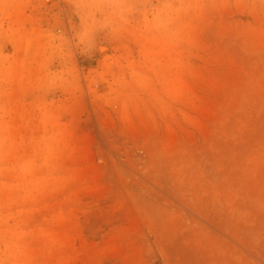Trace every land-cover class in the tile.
Returning <instances> with one entry per match:
<instances>
[{"label": "rangeland", "instance_id": "rangeland-1", "mask_svg": "<svg viewBox=\"0 0 264 264\" xmlns=\"http://www.w3.org/2000/svg\"><path fill=\"white\" fill-rule=\"evenodd\" d=\"M0 264H264V0H0Z\"/></svg>", "mask_w": 264, "mask_h": 264}, {"label": "bare ground", "instance_id": "bare-ground-1", "mask_svg": "<svg viewBox=\"0 0 264 264\" xmlns=\"http://www.w3.org/2000/svg\"><path fill=\"white\" fill-rule=\"evenodd\" d=\"M105 50V49H104ZM102 52H103V50H102Z\"/></svg>", "mask_w": 264, "mask_h": 264}]
</instances>
